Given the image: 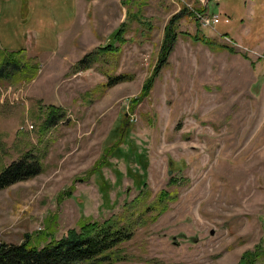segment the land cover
<instances>
[{
    "label": "rangeland",
    "instance_id": "obj_1",
    "mask_svg": "<svg viewBox=\"0 0 264 264\" xmlns=\"http://www.w3.org/2000/svg\"><path fill=\"white\" fill-rule=\"evenodd\" d=\"M202 34L215 44L191 39ZM20 44L38 67L0 82V167L31 150L41 170L0 189V242L42 245L115 217L133 220L131 236L102 264H237L256 247L264 264V0H0V46ZM50 104L63 114L45 127Z\"/></svg>",
    "mask_w": 264,
    "mask_h": 264
},
{
    "label": "trees",
    "instance_id": "obj_2",
    "mask_svg": "<svg viewBox=\"0 0 264 264\" xmlns=\"http://www.w3.org/2000/svg\"><path fill=\"white\" fill-rule=\"evenodd\" d=\"M203 9L204 7L200 8V10ZM183 11L188 12L185 7H181L164 24L156 63L150 76L142 85L141 95L147 92L153 76L165 63L166 55L175 39L174 22ZM219 20L217 18L216 22ZM119 32L120 28L116 27L112 34L117 36ZM191 39L200 40L208 45L215 44V40L205 34L192 35ZM111 50H115V47L112 43H106L94 52L85 53L74 63V68H77L76 70L87 68L94 59V54L107 53ZM37 67V62L25 55L23 45L20 44L13 48L0 46V82L26 81L35 74ZM123 78V74L108 75L103 86H110ZM45 108L47 111L43 120L45 127L57 123L62 118L63 112L59 106L50 104ZM121 136L122 134H119L116 142ZM114 148L116 146L105 147L88 171L96 172L97 167L105 162V158L114 152ZM40 170V159L31 150H26L18 158L0 167V189L13 182L32 177ZM168 196V192L161 190L158 199L161 201ZM162 206L159 211H162ZM132 226L133 220L120 224L118 219L110 217L101 222L80 221L76 229H69L64 236L50 239L42 245L32 242L28 235H25L18 243L0 242V264H102L106 261L110 251L131 236ZM257 251L259 252L258 247L253 251L242 252L237 264H253L260 255Z\"/></svg>",
    "mask_w": 264,
    "mask_h": 264
},
{
    "label": "built area",
    "instance_id": "obj_3",
    "mask_svg": "<svg viewBox=\"0 0 264 264\" xmlns=\"http://www.w3.org/2000/svg\"><path fill=\"white\" fill-rule=\"evenodd\" d=\"M196 18L199 20V22L206 26V25H211L212 23H215L217 21V16L216 15H212V16H207L206 14H197Z\"/></svg>",
    "mask_w": 264,
    "mask_h": 264
},
{
    "label": "water",
    "instance_id": "obj_4",
    "mask_svg": "<svg viewBox=\"0 0 264 264\" xmlns=\"http://www.w3.org/2000/svg\"><path fill=\"white\" fill-rule=\"evenodd\" d=\"M202 2L205 4L207 2V0H202Z\"/></svg>",
    "mask_w": 264,
    "mask_h": 264
},
{
    "label": "crops",
    "instance_id": "obj_5",
    "mask_svg": "<svg viewBox=\"0 0 264 264\" xmlns=\"http://www.w3.org/2000/svg\"><path fill=\"white\" fill-rule=\"evenodd\" d=\"M205 35H207V34H205ZM208 36V35H207Z\"/></svg>",
    "mask_w": 264,
    "mask_h": 264
}]
</instances>
